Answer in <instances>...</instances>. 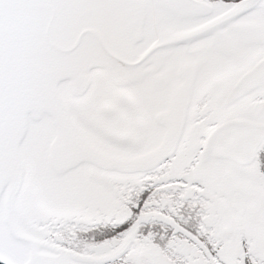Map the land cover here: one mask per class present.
Wrapping results in <instances>:
<instances>
[{
  "label": "snow or ice",
  "instance_id": "1",
  "mask_svg": "<svg viewBox=\"0 0 264 264\" xmlns=\"http://www.w3.org/2000/svg\"><path fill=\"white\" fill-rule=\"evenodd\" d=\"M0 264H264V0H0Z\"/></svg>",
  "mask_w": 264,
  "mask_h": 264
}]
</instances>
